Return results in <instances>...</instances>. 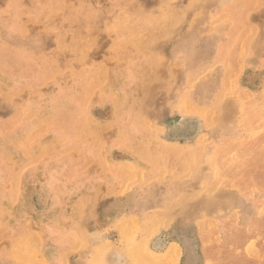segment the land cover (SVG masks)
<instances>
[{"label":"rangeland","instance_id":"rangeland-1","mask_svg":"<svg viewBox=\"0 0 264 264\" xmlns=\"http://www.w3.org/2000/svg\"><path fill=\"white\" fill-rule=\"evenodd\" d=\"M262 243L264 0H0V264Z\"/></svg>","mask_w":264,"mask_h":264},{"label":"crops","instance_id":"crops-1","mask_svg":"<svg viewBox=\"0 0 264 264\" xmlns=\"http://www.w3.org/2000/svg\"><path fill=\"white\" fill-rule=\"evenodd\" d=\"M262 247L264 248V245H262ZM178 248H180V250L182 249L180 245ZM243 248H246V245H244ZM185 252L186 251L184 250V257H182V260L180 261L181 264H264V251H262L260 261L254 262L248 257L246 251H243V253L240 254L237 250V246L232 248V257L226 260H221V258L212 259L204 254L203 249H198L192 252L187 251L186 255Z\"/></svg>","mask_w":264,"mask_h":264},{"label":"bare ground","instance_id":"bare-ground-1","mask_svg":"<svg viewBox=\"0 0 264 264\" xmlns=\"http://www.w3.org/2000/svg\"><path fill=\"white\" fill-rule=\"evenodd\" d=\"M243 53V52H242ZM155 247H156V249H160L161 247L157 244V243H155ZM118 260V259H117Z\"/></svg>","mask_w":264,"mask_h":264}]
</instances>
